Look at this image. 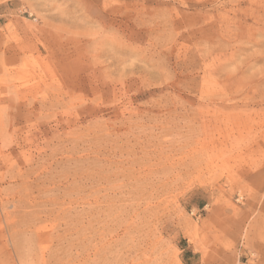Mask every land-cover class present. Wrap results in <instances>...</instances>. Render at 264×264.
I'll list each match as a JSON object with an SVG mask.
<instances>
[{
	"label": "rangeland",
	"instance_id": "374dc122",
	"mask_svg": "<svg viewBox=\"0 0 264 264\" xmlns=\"http://www.w3.org/2000/svg\"><path fill=\"white\" fill-rule=\"evenodd\" d=\"M0 264H264V0H0Z\"/></svg>",
	"mask_w": 264,
	"mask_h": 264
}]
</instances>
